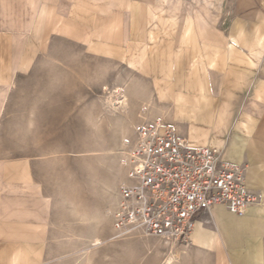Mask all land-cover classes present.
Returning a JSON list of instances; mask_svg holds the SVG:
<instances>
[{
    "label": "rangeland",
    "instance_id": "374dc122",
    "mask_svg": "<svg viewBox=\"0 0 264 264\" xmlns=\"http://www.w3.org/2000/svg\"><path fill=\"white\" fill-rule=\"evenodd\" d=\"M143 124L264 173V0H0V264H231L114 231Z\"/></svg>",
    "mask_w": 264,
    "mask_h": 264
},
{
    "label": "built area",
    "instance_id": "2783aa9c",
    "mask_svg": "<svg viewBox=\"0 0 264 264\" xmlns=\"http://www.w3.org/2000/svg\"><path fill=\"white\" fill-rule=\"evenodd\" d=\"M135 135L121 163L126 176L113 216L119 237L139 234L185 246L199 216L222 206L244 217L258 204L246 169L220 147L197 145L160 124L138 125Z\"/></svg>",
    "mask_w": 264,
    "mask_h": 264
},
{
    "label": "crops",
    "instance_id": "0c3cea01",
    "mask_svg": "<svg viewBox=\"0 0 264 264\" xmlns=\"http://www.w3.org/2000/svg\"><path fill=\"white\" fill-rule=\"evenodd\" d=\"M198 108L200 102L195 106V109ZM201 136V143H206L207 134ZM242 138L238 136L237 142L230 145L225 158L246 169L248 186L257 195L258 204L251 207L244 217L234 216L222 206L215 207L211 214L199 216L190 242L185 245L188 256L200 251L213 255L221 253L223 257L227 253L222 247L227 249L228 257L234 259L231 264H264V173H259L262 167L256 166L255 158L244 146ZM211 219L215 221L218 232H213L206 226ZM36 235L38 234L30 233L29 240H38L33 237Z\"/></svg>",
    "mask_w": 264,
    "mask_h": 264
},
{
    "label": "bare ground",
    "instance_id": "6f19581e",
    "mask_svg": "<svg viewBox=\"0 0 264 264\" xmlns=\"http://www.w3.org/2000/svg\"><path fill=\"white\" fill-rule=\"evenodd\" d=\"M168 264H172V261H169Z\"/></svg>",
    "mask_w": 264,
    "mask_h": 264
}]
</instances>
